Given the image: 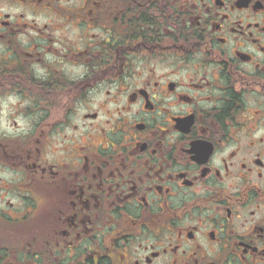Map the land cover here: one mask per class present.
Returning a JSON list of instances; mask_svg holds the SVG:
<instances>
[{"label":"flooded vegetation","instance_id":"1","mask_svg":"<svg viewBox=\"0 0 264 264\" xmlns=\"http://www.w3.org/2000/svg\"><path fill=\"white\" fill-rule=\"evenodd\" d=\"M0 1V264H264V0Z\"/></svg>","mask_w":264,"mask_h":264},{"label":"rangeland","instance_id":"2","mask_svg":"<svg viewBox=\"0 0 264 264\" xmlns=\"http://www.w3.org/2000/svg\"><path fill=\"white\" fill-rule=\"evenodd\" d=\"M1 12H3V8H2V6H1V1H0V16H1ZM18 120V119H17ZM19 124H20V122H19Z\"/></svg>","mask_w":264,"mask_h":264}]
</instances>
